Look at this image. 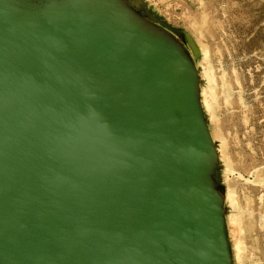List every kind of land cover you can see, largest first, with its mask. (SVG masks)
I'll list each match as a JSON object with an SVG mask.
<instances>
[{
  "label": "water",
  "instance_id": "1",
  "mask_svg": "<svg viewBox=\"0 0 264 264\" xmlns=\"http://www.w3.org/2000/svg\"><path fill=\"white\" fill-rule=\"evenodd\" d=\"M201 56L145 0H0V264H234Z\"/></svg>",
  "mask_w": 264,
  "mask_h": 264
},
{
  "label": "rangeland",
  "instance_id": "2",
  "mask_svg": "<svg viewBox=\"0 0 264 264\" xmlns=\"http://www.w3.org/2000/svg\"><path fill=\"white\" fill-rule=\"evenodd\" d=\"M145 1L201 49L234 264H264V0Z\"/></svg>",
  "mask_w": 264,
  "mask_h": 264
},
{
  "label": "bare ground",
  "instance_id": "3",
  "mask_svg": "<svg viewBox=\"0 0 264 264\" xmlns=\"http://www.w3.org/2000/svg\"><path fill=\"white\" fill-rule=\"evenodd\" d=\"M207 82V81H206ZM240 223V222H239ZM239 228V227H238ZM238 230V229H237ZM242 234V233H241Z\"/></svg>",
  "mask_w": 264,
  "mask_h": 264
}]
</instances>
